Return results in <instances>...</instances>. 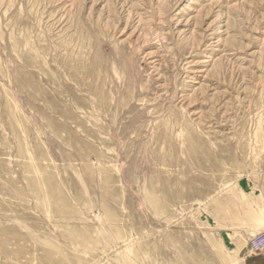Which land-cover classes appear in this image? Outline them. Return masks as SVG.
I'll use <instances>...</instances> for the list:
<instances>
[{
    "label": "rangeland",
    "instance_id": "1",
    "mask_svg": "<svg viewBox=\"0 0 264 264\" xmlns=\"http://www.w3.org/2000/svg\"><path fill=\"white\" fill-rule=\"evenodd\" d=\"M264 234V0H0V264H249Z\"/></svg>",
    "mask_w": 264,
    "mask_h": 264
},
{
    "label": "built area",
    "instance_id": "2",
    "mask_svg": "<svg viewBox=\"0 0 264 264\" xmlns=\"http://www.w3.org/2000/svg\"><path fill=\"white\" fill-rule=\"evenodd\" d=\"M252 248L256 251L264 249V234L255 236V239L252 240Z\"/></svg>",
    "mask_w": 264,
    "mask_h": 264
},
{
    "label": "crops",
    "instance_id": "3",
    "mask_svg": "<svg viewBox=\"0 0 264 264\" xmlns=\"http://www.w3.org/2000/svg\"><path fill=\"white\" fill-rule=\"evenodd\" d=\"M249 264H264V253L256 254Z\"/></svg>",
    "mask_w": 264,
    "mask_h": 264
}]
</instances>
